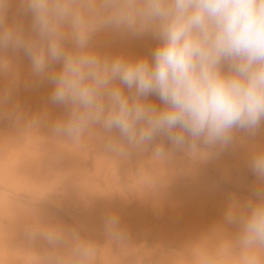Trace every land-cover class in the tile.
<instances>
[{
    "label": "clouds",
    "instance_id": "obj_1",
    "mask_svg": "<svg viewBox=\"0 0 264 264\" xmlns=\"http://www.w3.org/2000/svg\"><path fill=\"white\" fill-rule=\"evenodd\" d=\"M12 3L0 0V53L22 52L32 74L53 84L51 102L67 110L52 126L56 137L79 145L100 129L105 151L120 158L150 151L164 160L201 149L214 157L237 132L255 137L264 123V0H19L18 13L31 16L28 31L8 21ZM102 33L158 43L150 59L101 54L95 38ZM10 99L11 90L0 94V104ZM248 164L257 186L238 219V239L242 264H261L264 148ZM227 217L234 219L231 209ZM106 226L124 237L117 216Z\"/></svg>",
    "mask_w": 264,
    "mask_h": 264
},
{
    "label": "bare ground",
    "instance_id": "obj_2",
    "mask_svg": "<svg viewBox=\"0 0 264 264\" xmlns=\"http://www.w3.org/2000/svg\"><path fill=\"white\" fill-rule=\"evenodd\" d=\"M19 6L13 0L8 21L28 31L31 16ZM157 43L151 35L95 38L101 54L149 59ZM52 89L22 52L0 53V94L11 90L0 104V264H242L238 219L255 198L248 161L264 148V123L255 137L237 132L214 157L201 149L120 158L105 151L100 129L79 145L54 135L67 110L51 102ZM148 100L160 105L155 95ZM110 215L122 239L109 232ZM85 247L93 249L87 258ZM258 255L264 264V249Z\"/></svg>",
    "mask_w": 264,
    "mask_h": 264
}]
</instances>
